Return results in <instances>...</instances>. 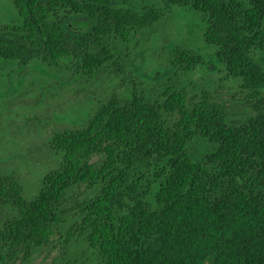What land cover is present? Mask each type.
<instances>
[{
  "label": "trees",
  "instance_id": "obj_1",
  "mask_svg": "<svg viewBox=\"0 0 264 264\" xmlns=\"http://www.w3.org/2000/svg\"><path fill=\"white\" fill-rule=\"evenodd\" d=\"M11 1L0 70L41 61L93 78L123 68L135 55L128 44L162 15L129 0ZM160 1L204 22L225 77L258 103L231 118L208 92L175 81L110 93L82 125L50 135L60 160L35 191L0 170V264H28L57 236L84 244L91 264H264V0ZM172 51L183 73L205 63Z\"/></svg>",
  "mask_w": 264,
  "mask_h": 264
},
{
  "label": "rangeland",
  "instance_id": "obj_2",
  "mask_svg": "<svg viewBox=\"0 0 264 264\" xmlns=\"http://www.w3.org/2000/svg\"><path fill=\"white\" fill-rule=\"evenodd\" d=\"M129 1L158 7L162 15L128 44L130 55H135L123 68L107 66L93 78L41 61L25 66L13 62L0 70V170L18 177L28 194L60 160L49 145L50 135L64 127L82 125L87 114L112 92H126L134 86L160 92L175 81L184 83L190 92H208L226 105L231 118L244 117L258 103L238 80L225 77L223 66L203 41L204 22L190 10L160 0ZM16 20L12 1L0 0V24ZM74 24L82 27L81 21ZM175 45L202 53L205 63L189 74L173 68ZM261 93L264 95V90ZM5 212L0 205V215ZM73 243L57 236L53 245L36 252L28 264H91L84 244Z\"/></svg>",
  "mask_w": 264,
  "mask_h": 264
}]
</instances>
